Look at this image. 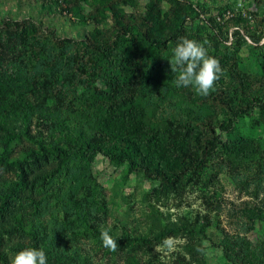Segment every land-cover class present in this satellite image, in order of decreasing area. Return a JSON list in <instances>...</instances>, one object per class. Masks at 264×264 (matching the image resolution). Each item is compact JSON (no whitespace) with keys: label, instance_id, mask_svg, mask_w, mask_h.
I'll return each instance as SVG.
<instances>
[{"label":"rangeland","instance_id":"1","mask_svg":"<svg viewBox=\"0 0 264 264\" xmlns=\"http://www.w3.org/2000/svg\"><path fill=\"white\" fill-rule=\"evenodd\" d=\"M154 1L0 0V264L26 246L48 264H264V0ZM180 37L220 62L207 96L175 86ZM178 123L221 137L200 179L83 153L103 126L138 127L173 164Z\"/></svg>","mask_w":264,"mask_h":264},{"label":"trees","instance_id":"2","mask_svg":"<svg viewBox=\"0 0 264 264\" xmlns=\"http://www.w3.org/2000/svg\"><path fill=\"white\" fill-rule=\"evenodd\" d=\"M160 0H155L154 5L157 7ZM132 24L129 22L122 23V29L126 32L132 30ZM144 38L154 46L162 47L167 41L172 39L170 36L159 37L155 35L149 28H145ZM105 43L93 44V46L101 53L110 55L116 50L106 46ZM131 96H134L133 87H131ZM129 91V90H128ZM119 94L113 99V103L117 107L126 104L128 99L127 93ZM114 106V107H115ZM233 112L231 106L228 107ZM246 112V110H245ZM120 120H125L124 115L119 116ZM220 128L224 131L229 130V126L220 123ZM127 133L115 134L109 126H103L94 131L88 140L84 141L85 147L83 153L91 156L96 153H102L118 163L127 162L129 169L133 172L143 171L148 177H155L160 180L162 186H171L178 182L180 178L188 173L191 177L200 179L199 172L207 164L209 156L212 155L216 146L221 143L220 135L214 134H193L188 127L183 124L174 126L173 146L176 150V156L173 164L164 155V150L153 147L144 141L142 132L138 127L133 129L127 128ZM172 146V147H173ZM165 149V148H164Z\"/></svg>","mask_w":264,"mask_h":264},{"label":"clouds","instance_id":"3","mask_svg":"<svg viewBox=\"0 0 264 264\" xmlns=\"http://www.w3.org/2000/svg\"><path fill=\"white\" fill-rule=\"evenodd\" d=\"M207 41L180 37L170 60L171 69L177 73L176 87H192L198 95L207 96L214 90L216 82L223 74L220 62L209 55L205 46ZM100 240L105 248L117 250V239L111 234V228L101 227ZM163 244L171 249L173 241L166 238ZM9 264H48L46 251L43 247L26 246L9 255Z\"/></svg>","mask_w":264,"mask_h":264}]
</instances>
